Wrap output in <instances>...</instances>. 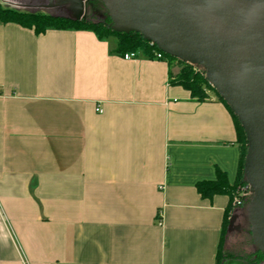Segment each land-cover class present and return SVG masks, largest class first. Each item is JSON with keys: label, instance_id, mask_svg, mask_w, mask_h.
<instances>
[{"label": "crops", "instance_id": "crops-1", "mask_svg": "<svg viewBox=\"0 0 264 264\" xmlns=\"http://www.w3.org/2000/svg\"><path fill=\"white\" fill-rule=\"evenodd\" d=\"M74 1L0 4L73 18ZM112 38L0 24V264H219L230 198L197 185L236 184L233 115Z\"/></svg>", "mask_w": 264, "mask_h": 264}, {"label": "water", "instance_id": "water-1", "mask_svg": "<svg viewBox=\"0 0 264 264\" xmlns=\"http://www.w3.org/2000/svg\"><path fill=\"white\" fill-rule=\"evenodd\" d=\"M88 0H75L78 20ZM120 33H136L160 51L205 71L247 138L244 177L252 198L249 228L232 216L228 233L248 231L264 254V0H104Z\"/></svg>", "mask_w": 264, "mask_h": 264}, {"label": "trees", "instance_id": "trees-1", "mask_svg": "<svg viewBox=\"0 0 264 264\" xmlns=\"http://www.w3.org/2000/svg\"><path fill=\"white\" fill-rule=\"evenodd\" d=\"M0 24L2 25H18L25 29L33 30L36 35H42L48 31H75V32H92L98 36L100 40L108 38H116L118 40L117 54L124 56L127 53L143 52L148 57L154 58V52H161L165 59L170 62L177 61L183 65L184 69L178 75L175 83L181 85L186 90L190 91L193 98L204 100L207 97V90L211 89L216 93L219 99L228 107L233 115L238 144L242 149V160L238 180L234 186H231L224 174L219 173L217 181L203 182L197 185V189L203 198H213L216 195H227L229 197H237L239 192L248 187L244 177V164L248 151V143L245 132L238 120V118L231 111L230 107L225 101L217 94L215 89L208 83L205 77H198L192 66L186 65L175 58H172L154 45L151 47L142 35L131 33H120L113 29V21L108 11L105 8L104 0H88L85 4V15L82 19H73L65 17H57L38 12H21L14 9L4 8L0 4ZM244 205L245 215L246 206ZM227 224V223H226ZM230 222L227 224L229 226ZM252 258V257H251ZM246 259L249 264H260L264 261V254L257 250L254 258Z\"/></svg>", "mask_w": 264, "mask_h": 264}, {"label": "rangeland", "instance_id": "rangeland-1", "mask_svg": "<svg viewBox=\"0 0 264 264\" xmlns=\"http://www.w3.org/2000/svg\"><path fill=\"white\" fill-rule=\"evenodd\" d=\"M68 18V17H65ZM78 15L73 16V19H77ZM115 38H112L114 40ZM173 78L176 80L178 79V75H180L181 71L184 69L183 65H181L177 61H173ZM188 66H191L189 64H186ZM194 73L198 77H205V71L202 68L199 67H193ZM241 192V191H240ZM239 192V194H241ZM230 198V204H229V211H228V220L227 224L229 223L230 218L232 216L237 215L239 217L238 220V225L242 226L243 228H249V223L248 219L245 215V210L244 207L237 209L235 206V198L234 197H229ZM226 224L225 227V236H224V242L223 246L221 248L220 252V259H219V264H226L227 261L232 260V259H243L247 261L246 259L248 258H254L255 253L257 252V248L255 247L251 233L248 231L240 232V234L237 233H232L228 234L227 228L228 225ZM251 258V259H252ZM260 264H264V261L261 262Z\"/></svg>", "mask_w": 264, "mask_h": 264}, {"label": "built area", "instance_id": "built-area-1", "mask_svg": "<svg viewBox=\"0 0 264 264\" xmlns=\"http://www.w3.org/2000/svg\"><path fill=\"white\" fill-rule=\"evenodd\" d=\"M151 47L154 46V44L150 43ZM124 60L127 61H131V60H135L137 58V53H127L122 57ZM154 59L156 60H165L164 55L161 52L155 51L154 52ZM99 112H102L101 110H98ZM241 194H239L236 198H235V206L237 209H240L242 207H244V205L249 202L252 198V194L250 191V187H246L244 189L241 190L240 192Z\"/></svg>", "mask_w": 264, "mask_h": 264}]
</instances>
